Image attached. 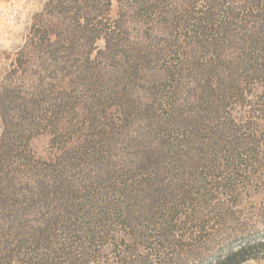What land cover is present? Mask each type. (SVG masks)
Returning a JSON list of instances; mask_svg holds the SVG:
<instances>
[{"label":"trees","instance_id":"obj_1","mask_svg":"<svg viewBox=\"0 0 264 264\" xmlns=\"http://www.w3.org/2000/svg\"><path fill=\"white\" fill-rule=\"evenodd\" d=\"M32 32L21 63L29 64L30 55H36L38 69L20 74L16 87L9 80L0 102V264H106L96 256L114 235L120 241L117 257L128 264L126 252H138L144 237H155L147 231L156 224L164 227L167 240L173 231L212 240L217 234L210 231L233 204L220 202L216 193L228 196L236 188L215 176L222 167L213 156L217 153L196 152L194 145L198 140L216 144L222 133L219 125L212 129L216 108L229 106L241 83L264 86V0H45ZM75 39L83 40L85 55L79 70L66 61ZM95 48L103 57L122 58L133 83L145 75L147 80L158 60L175 54L177 80L191 74L198 78V107L213 112L212 117L181 113L177 101L176 109L175 102L152 101L143 116L154 130L158 123L159 146L125 154L120 122L141 103L130 101L134 93L137 97L135 88L112 86L105 64L92 63ZM183 87L176 84L177 90ZM155 103L164 105L167 121H156L157 111L149 113ZM254 111L253 117L264 116L262 109ZM220 117L226 119L223 113ZM86 123L93 132L85 133ZM44 133L55 145L42 158L31 140ZM262 137L245 146L239 140L229 145L231 156H245L235 161L236 170L257 162L252 155L263 153ZM165 167L176 174L165 177ZM149 169L155 180L147 176ZM147 186L156 197H166L163 186H176V206L168 215L160 212L156 219L147 208ZM237 237L211 254L207 264H240L264 251V235ZM130 238L135 239L131 251Z\"/></svg>","mask_w":264,"mask_h":264},{"label":"rangeland","instance_id":"obj_2","mask_svg":"<svg viewBox=\"0 0 264 264\" xmlns=\"http://www.w3.org/2000/svg\"><path fill=\"white\" fill-rule=\"evenodd\" d=\"M45 0H0V102L4 97L5 90L8 88V84L12 83L16 87L21 82L17 77L26 73V75L33 74L38 68L36 63L40 62V58L36 55L31 54L29 58V64L22 65V56L20 54L21 50H24L28 46V42L33 34L32 25L34 23L35 16L39 15L42 11L43 4ZM42 14V13H41ZM72 36L68 35V39ZM72 41V39L70 40ZM73 47L69 49L67 59L68 63H75V70L81 69L83 61L85 58L83 51V40L75 39L72 42ZM98 47H103L101 41L97 42ZM95 48L92 50L90 59L94 65L98 62L105 64L106 77L108 82L114 87H120L122 84L126 86H132L136 89L137 97L135 98V93L130 97L131 103H141L140 107L136 110L134 115H130L125 123H122V133L120 137L124 139L125 144L122 145L123 152L127 153H137L140 150H144L148 145L159 146L156 140L160 141L161 135L156 132L161 131L159 129L158 123L155 125V130L149 127V123L146 117L143 116L145 108L148 104L153 102H158L163 100L164 103L169 102L172 104L176 101L179 104V110L181 113L194 112L200 117H205L209 115L212 117L213 112L200 111L201 106L198 107L199 100V87L198 81L194 74L186 76H181L177 80L176 75V55L170 54L165 60H158L154 65L155 68H151L148 71V79H144L141 82H129L128 77L131 69L128 70L123 62L122 58H106L100 55ZM74 53V55H73ZM77 54V55H75ZM171 66V69H168ZM173 70V71H172ZM172 71V72H170ZM29 79V78H28ZM10 80V81H9ZM188 82V83H187ZM25 85L28 86L29 80H25ZM129 83V84H128ZM181 83L184 85L183 90H177L176 84ZM26 86V87H27ZM29 91L30 87H27ZM180 88V87H179ZM178 92V94H176ZM229 106H221L216 108V114L218 117L216 127L222 129V133L218 140L214 141H197L194 146H198L196 152H215L217 154L213 155L222 164V167L218 168L214 173L218 178L228 181L231 185L236 188L234 191L226 194L216 193V198L221 202L231 203L232 206H228L226 212L228 213L225 220L220 221L221 224L215 225L214 229L210 232H214L217 235H213L212 240L209 238L204 240L200 239L199 235H193L182 232H172V235L164 236L163 228L161 229L157 224L153 227H148L147 233H151L155 237H144L143 246L137 251H131L134 238H130L129 251L126 252V260L129 261L128 264H207V259L217 251L222 245L233 241L234 237L237 236H263L264 235V146L261 147V152L256 156L257 162L254 164L247 165L243 167L244 169L236 170L235 161H240L244 158V154L241 156H231L229 150L232 147L229 145L232 143L234 145L239 142L240 145L245 146L248 141H256L257 135L264 138V116L262 118H256L251 115L256 108H260L264 111V86L254 85L253 82L245 81L241 83L240 88L237 92H232V99L227 103ZM214 109L215 107L212 106ZM164 105H159L155 103L149 113L158 112L156 121H167L166 119L170 116H164ZM208 108V107H207ZM142 110V113H141ZM226 116V119L220 117V115ZM118 114V112L116 113ZM251 115V117H249ZM254 115L259 116L258 111H254ZM176 120V115H173ZM172 117V118H173ZM259 123L260 127L253 128L252 123ZM125 124V125H123ZM89 123L85 125V133L93 132L89 131ZM111 127V126H108ZM1 117H0V133H1ZM176 131V123L173 126ZM212 129L202 132V135H208L212 132ZM256 129V131H255ZM109 130H111L109 128ZM117 131V130H115ZM148 131L152 134H148ZM180 131V130H179ZM183 131V130H182ZM219 132V131H218ZM176 136V134H175ZM140 138V139H138ZM243 142V144H241ZM264 142V141H263ZM32 147L36 152V155L44 158L50 150L54 147L55 143L52 142V135L50 134H39L32 138ZM246 148V147H245ZM240 153V152H239ZM245 153L249 155V152ZM135 161V159H134ZM150 165H148V168ZM201 167V166H200ZM147 170L150 172L147 176L151 180H155V172L152 169ZM165 173L176 174V169H167L165 167ZM168 174L164 176L167 177ZM169 183H173L174 180H167ZM164 185V184H162ZM97 187V186H95ZM99 188V187H97ZM95 190L93 186L90 191ZM149 191V186H147ZM164 194L166 197L158 195H152L150 190L147 195L146 206L150 211H155L156 219H159L160 212L163 215H168L172 211V207L176 206V186L171 189L169 187L163 186ZM174 190V191H173ZM170 191V192H169ZM173 191V192H171ZM163 195V194H162ZM212 215L220 216V211H213ZM216 230V231H214ZM188 232V230H186ZM209 232V233H210ZM183 234L182 236H180ZM178 235V236H177ZM187 235V236H186ZM65 237L63 233L60 235ZM59 237V236H58ZM166 237V238H165ZM212 237V236H211ZM210 237V238H211ZM119 238V237H118ZM126 242L127 237L123 238ZM175 240V244L172 242ZM176 239H181L180 241ZM210 240V241H209ZM171 241V243H169ZM118 242H120L117 237L111 236L109 239V244L105 245L100 249L99 255L96 258L100 259V262L106 264H122L118 259V253H116ZM154 242V243H153ZM202 246L200 249H195L192 247L190 249L189 245ZM194 243V244H193ZM183 244V245H182ZM151 247V249H150ZM147 255L146 258H141V255ZM57 256V253H55ZM181 259L183 262H176V260ZM129 259V260H128ZM145 259V260H144ZM137 260V261H136ZM140 260V261H139ZM172 260V262L164 261ZM58 264H73L72 262H54ZM124 263V262H123ZM91 264V263H90ZM240 264H264V251L258 253V256L252 259L245 260Z\"/></svg>","mask_w":264,"mask_h":264}]
</instances>
